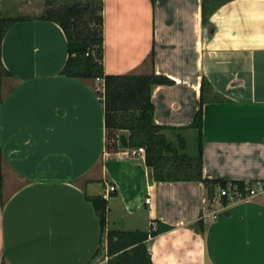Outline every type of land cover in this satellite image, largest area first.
<instances>
[{"label":"crops","instance_id":"crops-1","mask_svg":"<svg viewBox=\"0 0 264 264\" xmlns=\"http://www.w3.org/2000/svg\"><path fill=\"white\" fill-rule=\"evenodd\" d=\"M46 2L0 0V16L23 18L3 41L0 264H91L108 241L87 196L106 199L107 231L169 228L147 241L153 264H264V201L228 203L217 189L208 202L200 181H156L122 147L129 131L106 128L103 80L61 75L68 41L41 19ZM103 3L106 74L173 81L155 85L152 102L177 151L181 137L186 151L196 143L206 78L218 99L204 105V177L264 180V0L228 2L207 25L202 0ZM206 209L216 218L201 229Z\"/></svg>","mask_w":264,"mask_h":264},{"label":"trees","instance_id":"trees-1","mask_svg":"<svg viewBox=\"0 0 264 264\" xmlns=\"http://www.w3.org/2000/svg\"><path fill=\"white\" fill-rule=\"evenodd\" d=\"M233 0H202V15L205 25L210 17L223 5ZM154 3L155 0H152ZM90 15V19H85ZM23 18L0 16V88L3 80L11 77L3 62V41L8 31ZM41 19L58 23L68 41V59L61 75L80 80H103L104 91L98 92L104 105L106 128L112 132L128 130L129 136H121L122 147L134 149L143 147L146 150V164L154 171L158 182L164 181H200L207 191V200L216 197L217 189L237 185L244 189L247 182L208 179L203 174L204 145V105L210 100L218 99V93L204 78L201 87L200 108L189 128L195 130L197 142L196 152L190 154L185 149L184 138H179L180 149L172 154L169 151V141L166 132L170 127L156 124L154 120L155 106L152 102V89L155 85H171L173 81L155 72L149 75L127 74L110 75L104 69V3L99 0L98 7L91 4L74 3L62 8H49ZM154 51L151 55L154 64ZM3 155L0 153V204L5 206L3 189ZM100 219L102 236L107 237L105 256L109 257L107 264H153L147 241L168 227L156 231H122L110 229L107 231L108 203L103 197H89ZM225 202L226 199L223 198ZM200 228H205L203 220ZM99 247L94 261L103 251Z\"/></svg>","mask_w":264,"mask_h":264},{"label":"built area","instance_id":"built-area-1","mask_svg":"<svg viewBox=\"0 0 264 264\" xmlns=\"http://www.w3.org/2000/svg\"><path fill=\"white\" fill-rule=\"evenodd\" d=\"M133 157H142L146 159V150L143 147L134 148L130 151ZM114 191L115 187H111ZM219 198L226 199L228 203H236L241 201L260 200L264 201V180H256L247 182L244 189H240L237 185H229L227 188L219 189ZM147 203H151V198L146 199ZM216 218V213H210L209 210H205L202 216L204 223H209ZM108 258H105L102 264H107Z\"/></svg>","mask_w":264,"mask_h":264},{"label":"rangeland","instance_id":"rangeland-1","mask_svg":"<svg viewBox=\"0 0 264 264\" xmlns=\"http://www.w3.org/2000/svg\"><path fill=\"white\" fill-rule=\"evenodd\" d=\"M74 3H81V4H91L93 7H98L99 5V0H47L46 5L49 8L57 9V8H62L65 6H71ZM90 15H86L85 19H90ZM169 141V151L167 153H174L177 151V139L176 138H168ZM190 147L188 149V152L192 154L196 149H197V142L196 143H190ZM103 251L100 256L97 257V259L94 261L93 264H102L103 260L105 259V247L103 246Z\"/></svg>","mask_w":264,"mask_h":264}]
</instances>
